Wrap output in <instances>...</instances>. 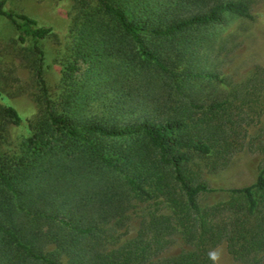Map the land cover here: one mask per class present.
I'll use <instances>...</instances> for the list:
<instances>
[{
	"label": "trees",
	"instance_id": "trees-1",
	"mask_svg": "<svg viewBox=\"0 0 264 264\" xmlns=\"http://www.w3.org/2000/svg\"><path fill=\"white\" fill-rule=\"evenodd\" d=\"M257 2L73 0L54 99L39 45L54 29L0 2L37 88L34 116L0 88V264H213L222 244L264 264V160L241 188L203 171L224 170L264 113V69L231 84L220 68L224 27Z\"/></svg>",
	"mask_w": 264,
	"mask_h": 264
},
{
	"label": "rangeland",
	"instance_id": "rangeland-1",
	"mask_svg": "<svg viewBox=\"0 0 264 264\" xmlns=\"http://www.w3.org/2000/svg\"><path fill=\"white\" fill-rule=\"evenodd\" d=\"M72 6L73 0H6L3 7L5 10L27 14L39 25L54 29L57 41L39 42L45 52L44 76L49 95L53 99L61 91L60 65L68 55ZM253 14L254 20H233L222 32L224 36L230 37L228 46L223 51V54H227L225 63L220 67L226 75L227 83L248 80L256 66L264 69V0H258ZM14 34L9 21L0 16V88L12 95L13 102L21 111L28 113V116H34L37 110L32 95L36 94L37 88L31 72L17 56L18 46L10 43ZM263 106L264 104L260 108ZM261 116L260 120L248 129L246 141L249 146L236 153L224 170L214 175L209 173L206 167L203 169L205 178L213 189L241 188L255 182L258 168L264 160V113ZM20 141L19 132L11 130L7 148L12 150V153H18ZM215 199L213 195L210 198ZM179 248L175 244L169 249ZM214 252L219 256L216 264H239L227 253L225 244L218 246Z\"/></svg>",
	"mask_w": 264,
	"mask_h": 264
},
{
	"label": "clouds",
	"instance_id": "clouds-1",
	"mask_svg": "<svg viewBox=\"0 0 264 264\" xmlns=\"http://www.w3.org/2000/svg\"><path fill=\"white\" fill-rule=\"evenodd\" d=\"M209 259L213 261V264H216V261H218L219 256L216 252L213 251L209 253Z\"/></svg>",
	"mask_w": 264,
	"mask_h": 264
}]
</instances>
